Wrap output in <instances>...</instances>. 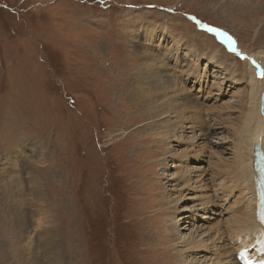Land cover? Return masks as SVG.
I'll return each mask as SVG.
<instances>
[{"label":"rangeland","instance_id":"rangeland-1","mask_svg":"<svg viewBox=\"0 0 264 264\" xmlns=\"http://www.w3.org/2000/svg\"><path fill=\"white\" fill-rule=\"evenodd\" d=\"M258 15L264 19L261 10ZM255 18L254 9L242 11L237 1L0 0V264H182L188 256L179 252L178 239L194 228L190 217L185 224L172 219L191 202L174 198L179 187L170 179L169 154L186 144L148 133L159 123L150 122L134 90L135 71L145 69L141 58L149 50L162 60L160 46L170 49L163 68L145 71L147 91L159 80L164 87L158 72L188 65L179 40L167 46L181 37L199 68L180 77L179 92L170 81L163 89L169 104L182 108L196 82L192 74L204 72L210 85L215 70L232 64L242 73L244 54L262 52L263 22ZM218 32L227 40L219 42ZM235 43L243 53L232 52ZM259 65L263 70L262 60ZM226 84L221 95L212 87L203 110L184 109L193 120L187 132L209 135L203 162L185 164L198 167L194 178L217 192L227 176L212 167L213 183L208 163L217 161V150L227 156L230 129L222 120L233 114L226 106L232 91L242 87ZM19 164L24 192L13 174ZM39 213L44 219L36 221ZM47 234L55 238L49 246L42 242Z\"/></svg>","mask_w":264,"mask_h":264},{"label":"bare ground","instance_id":"bare-ground-1","mask_svg":"<svg viewBox=\"0 0 264 264\" xmlns=\"http://www.w3.org/2000/svg\"><path fill=\"white\" fill-rule=\"evenodd\" d=\"M235 1H237V6L242 11L244 8L254 9L256 14L255 19L263 22V24L259 23L261 24L259 26L261 27V30H264V19L258 15L260 10L264 12V0H222V5H228L229 3H233ZM178 40L180 42L179 52H181V54L183 52L184 56L188 60L187 67L180 68L179 66L173 72H158L160 76L164 77L162 80L164 87L168 88L167 86L169 81L170 83L173 82L176 86L175 92H179V83L177 81L180 80V77H185L187 73L194 70V66L196 64L198 65V63L195 62L194 58L192 57L191 49L184 47V44L181 42V37L176 38V40L172 42L171 45L167 44V46L175 48ZM225 40H227V37H225ZM140 41L141 39H138L136 43ZM232 46V52H241L239 45L235 43ZM160 50L163 51L161 53L163 54V59L165 56H168L171 53L170 49H161V46ZM154 51L155 50L152 49L149 50L148 53L141 58L142 63L145 64V69L142 70V67L141 69L135 71L136 85L134 86V90L137 91L139 97L143 98L142 106L144 107V111H146L147 114H150V122H158V126H160V128L156 131L158 126L155 128L154 124L153 129H149L148 133H152V135L155 137H162L166 144H169L172 140H175L176 146H179L180 143H183L184 145L186 144L184 151L180 153H174L173 151H170L169 156L174 163V172H172L171 177H169L171 181L178 183L179 188L176 190L177 194H174L175 196L177 195L174 197L176 198V202H191V204L190 206H186L184 204L185 206L181 209L182 212L180 214V218L178 220L176 218L175 221L172 219V221L176 223V221L179 222V220H182L184 221L182 224H185V221L191 217L192 214H201L202 217L207 218V222L204 224H202V222L201 224H196L195 226L193 225L194 229L192 232H190L192 228L185 235H183L181 232L182 237H179L178 239V246H180V249L178 250L180 253L186 254L188 256V258L182 264H238V262L235 260L238 250L252 246L254 240L255 243L259 242V244L257 245V252L256 247L251 248V256L253 257L251 263L264 264V220L262 221V225L261 221L259 220V187L257 185L258 176L255 171V152L258 148L262 149L264 145V112L261 109V99H259V97H261L262 93L264 92V75H262V73H264V68L262 70L259 65L260 60H262L264 63V48L262 52L250 51L244 54V66L242 73L238 72L237 68L232 64L229 67L228 65L223 66V71L216 73L218 76L214 74L217 70H215L214 73L212 72L213 81L210 82V85L204 80V72L192 74L191 79H195L196 82L193 83L192 87L188 89L185 88L189 92H187V95L184 94V99L182 101L183 106L181 105L182 108H179L176 105L177 103H174L173 105L169 104L171 98L169 99V97H167L168 95L166 89H163L164 87H160V80L159 82L154 83V87L159 84L157 89L152 88L151 90L147 91V87L151 84V77L146 76L148 73L145 71H151L150 69L156 68V70H154L155 72L163 68L164 60H161ZM214 54H211L212 57H214ZM173 58L177 59L175 56ZM207 64L208 57L204 67ZM260 77L262 79H259ZM228 82L233 85L236 84V87L238 84H241L240 86L242 87L236 89L234 92L232 91V94L230 95L232 100H228V103L225 102L226 106L229 107L233 112V114L228 112V115L232 116H228V118L223 116L224 118L222 120L223 122L225 121L224 124L230 129V140L227 138L228 141H226L229 143V147L223 151L227 156H223V154L217 150L214 154H212L217 158V161H215L214 164L213 161L208 163L210 169L209 177L213 183L217 182L215 181L213 169H216V171L222 172L227 176L226 180H228V182H224L221 185L222 187H220L219 192H217L218 189H216L217 191H214L213 188L209 187L207 189V186L202 183L199 175H196L194 178V174L192 173L195 171L194 169L198 167H190V165L187 166V163L203 162L200 154L203 153V151H206L205 149H208L206 148L204 141H208L209 138L207 133L203 134L204 137L201 138V136H199L197 133L192 132L193 129L188 133L187 129L190 125L187 126V123L192 119H188L187 117L189 116L188 111H192V109H197V111H200L202 108L204 109L205 106H208L209 103L207 104V94H211V91H213L211 90L212 87H216L218 92L217 94L221 95V87L223 85H227L226 83ZM180 84L182 83L180 82ZM224 88L226 89V86ZM162 90L164 92V96L162 97L161 95L160 97L159 95L161 94ZM226 90L229 91V88ZM157 92L158 94L156 96ZM146 93H149V95L147 96ZM199 94H204V97L201 98ZM148 97L149 100H151L150 102L147 101ZM198 99L201 101H198ZM184 109L188 110L186 111V114H188L187 117L184 114ZM211 109L213 108L211 107ZM223 109L227 110L225 107ZM182 115L187 118V122L182 121ZM218 118L221 119L220 116ZM227 126L224 128H228ZM216 127L219 128L218 126ZM197 139H200L199 143H197ZM33 149L36 150L35 147ZM188 150H190L191 153ZM196 150H201L202 152ZM16 156L17 155H15L14 158H17ZM185 162L187 163L185 164ZM14 163L15 159L12 160L11 164ZM11 164L8 163V165L4 167H7V170L9 171L8 167L11 166ZM23 166L26 173L25 178L27 179L29 175L31 177V174L26 164ZM20 168L21 167L19 164V167L15 169L13 174L16 176L15 178L17 184L20 185L24 192L26 181H20L22 178L19 172ZM217 179L219 180L220 178ZM217 186H219V184ZM20 187L18 186V188ZM31 190L32 189L30 188V191ZM37 192V189L32 190V193L34 194H37ZM217 193L219 194L217 195ZM215 194L218 196L217 200L215 199ZM21 201L19 202L20 207L22 206ZM210 208H213V210H209ZM21 209L23 210L24 208ZM30 210L32 209L30 208ZM208 212H210L211 217H209ZM41 218L44 219L42 217V213H39L36 221L42 220ZM183 227L185 226L181 225L180 228ZM47 232L48 229L45 230V233ZM47 235L48 236L44 235V237H42V242L43 244L45 243L46 246H49L51 244L50 240H54L55 238L52 239L51 235ZM53 244H56V242H53ZM54 246H56L58 251L60 247L58 245ZM47 248L48 247H46V249Z\"/></svg>","mask_w":264,"mask_h":264},{"label":"water","instance_id":"water-1","mask_svg":"<svg viewBox=\"0 0 264 264\" xmlns=\"http://www.w3.org/2000/svg\"><path fill=\"white\" fill-rule=\"evenodd\" d=\"M261 109L264 112V92L261 95Z\"/></svg>","mask_w":264,"mask_h":264},{"label":"snow or ice","instance_id":"snow-or-ice-1","mask_svg":"<svg viewBox=\"0 0 264 264\" xmlns=\"http://www.w3.org/2000/svg\"><path fill=\"white\" fill-rule=\"evenodd\" d=\"M262 75H264V73H262Z\"/></svg>","mask_w":264,"mask_h":264}]
</instances>
